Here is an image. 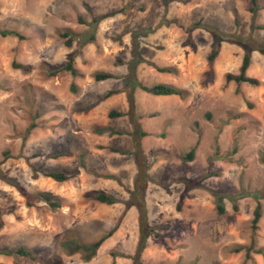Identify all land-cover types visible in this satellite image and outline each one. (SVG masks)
<instances>
[{"label": "rangeland", "instance_id": "obj_1", "mask_svg": "<svg viewBox=\"0 0 264 264\" xmlns=\"http://www.w3.org/2000/svg\"><path fill=\"white\" fill-rule=\"evenodd\" d=\"M0 29L25 37L0 35V250L25 247L44 260L0 255V264H134L139 209L94 197L126 202L140 184L155 229L141 264H264V54L254 51L247 71L257 87L226 82L240 72L238 43L221 42L208 62L216 33L264 46V0H0ZM72 55L75 75L65 69ZM97 73L114 78L97 82ZM132 79L187 96L156 97ZM120 220L90 262L64 250L72 240L93 244Z\"/></svg>", "mask_w": 264, "mask_h": 264}, {"label": "trees", "instance_id": "obj_2", "mask_svg": "<svg viewBox=\"0 0 264 264\" xmlns=\"http://www.w3.org/2000/svg\"><path fill=\"white\" fill-rule=\"evenodd\" d=\"M254 5L256 4V0H253ZM121 13L120 11H115V12H111V13H107L105 15H102L100 17H97L93 20L91 27L96 28L102 21L114 17L115 15ZM251 13L253 14V17L255 18L257 10L254 7L251 8ZM0 35L2 37H17L20 40H24L25 37H23L19 32L15 31V30H1L0 29ZM94 35H92V41L94 40L93 38ZM63 38H66V44L70 47L72 45V38L70 37L69 33H64ZM234 36H227V35H221V34H217L215 36V45L208 57V62L210 64H213L214 61L217 59L219 52H220V44L223 41H227L231 44L234 43H238L239 45H241L244 50H245V54H244V58H243V62L240 68V72L237 75H233V74H227L226 75V82L230 83V82H234L236 84H248L250 86H260L261 82L256 79V78H252L249 77L247 75V71L250 68L251 65V58H252V53L254 51H258L261 54H264V46H259L257 48H253L245 43L242 42H237L233 39ZM73 62H74V56L72 55L70 58L69 63L67 64V66L65 67L66 70L71 71L74 75L76 74V71L73 68ZM14 68L17 70H23V71H29V67H25L23 65L20 64H14ZM158 71L160 73H172V71L170 69H158ZM114 78V76L112 74L109 73H97L95 75V80L97 82H101V81H106L109 79ZM129 86H133V88H139L142 91L151 94L153 96L156 97H167V96H179L180 98L184 99L187 96V92L185 90L179 89L176 86L173 85H168V84H157L151 87L148 86H144L142 84H140L138 81L132 79L131 82H128ZM119 92H109L107 94L106 97H110L112 95L118 94ZM129 104H130V112L129 114L131 115L132 119L133 118V112L135 110V98L133 96V91L129 92ZM125 116L124 113H120V112H111L110 113V117L111 118H118V117H123ZM135 121V120H132ZM36 126L34 124H32L30 126V128L28 129V134L35 128ZM108 131V129H103V128H98L96 129V133L97 134H103L106 133ZM145 136V134H144ZM114 152H118L120 153V151L117 150H113ZM59 157V156H58ZM57 156H55L54 158H58ZM194 158V151H192L191 153L188 154L186 160L188 161H193ZM43 176L47 177V178H51L52 180H54L57 183H65L70 179V175L67 174L66 172H53V171H43L42 172ZM144 174V173H143ZM108 179V177H107ZM145 193H146V189L144 187L138 186V188L135 189V191L132 193V198L126 202H122L121 200L106 194L105 192H99L96 194V196L94 197V199L101 203V204H106L108 206H113L116 204H120V203H124L126 205V209L128 210L130 207L132 206H137V208L139 209L140 213H141V237H140V241L138 243L137 246V250L135 255L132 257L134 264H141V256L143 254V252L145 251L146 247H147V240L149 238L150 235L154 234V230L153 228L149 227L147 225V209H146V201H145ZM37 198L45 203H47L51 208H60L61 204L59 202V200L57 198H55L53 196V194L49 193V192H40L37 195ZM28 205L31 206V202H28ZM179 209L181 207V202L178 204ZM219 212L223 213L224 212V208L223 206L219 205L218 206ZM261 203H257V206L255 208L254 211V219L252 221V227L254 232L256 233V231L258 230V223L262 217V212H261ZM2 214V212L0 211V215ZM120 223L121 220L104 236H102L99 240H97L96 242H94L93 244H89V245H85L82 244L79 240H72L71 242H68L66 245H64V250L66 251L67 254L69 255H74V254H81L84 262H90L97 254V251L100 249V247L104 244V242L106 240H108L109 238H111L119 229L120 227ZM250 249L248 248L247 251L248 253H250ZM0 255H4L7 257H15V258H27L30 261L33 262H44V260L42 258H40L38 256V254L34 251H30L28 249H26L25 247H21L19 249L16 250H0ZM114 257H117L118 255L115 253L113 254ZM124 257V256H122ZM48 264H52L49 262H45Z\"/></svg>", "mask_w": 264, "mask_h": 264}]
</instances>
